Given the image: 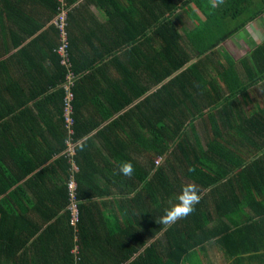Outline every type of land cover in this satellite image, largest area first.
Returning <instances> with one entry per match:
<instances>
[{"label":"trees","instance_id":"obj_1","mask_svg":"<svg viewBox=\"0 0 264 264\" xmlns=\"http://www.w3.org/2000/svg\"><path fill=\"white\" fill-rule=\"evenodd\" d=\"M90 5L108 25L89 36L88 13L96 18ZM263 18L264 0H225L216 9L209 0H0V194L16 192L31 176L53 182L71 231L67 258L84 264L88 237L81 202L88 195L82 185L92 174L85 173L79 155L88 151L92 132L107 122L96 137L105 131L116 146L91 157L102 161L111 178L125 180L127 193L134 191L131 198L153 197L157 220L183 185L199 186L202 198L195 211L166 231L179 252L165 264H181L180 258L204 241L225 243L240 232L229 224L238 207L252 211L254 224L264 219V34L254 30ZM249 33L253 42L246 38ZM38 39L43 53L34 49ZM241 39L244 52L235 56L225 44L239 45ZM68 70L73 74L69 125ZM33 108L37 123L63 128L61 144L51 152L58 160L38 162L34 151L15 149L12 154L32 161H9L1 134ZM84 140L81 151L77 145ZM67 142L74 144L71 160L65 155ZM124 161L133 165L130 178L118 174ZM72 180L75 224L67 209ZM11 199L3 201L5 213L22 208ZM10 204L16 208L7 209ZM17 238L13 231L5 235L9 243Z\"/></svg>","mask_w":264,"mask_h":264},{"label":"crops","instance_id":"obj_2","mask_svg":"<svg viewBox=\"0 0 264 264\" xmlns=\"http://www.w3.org/2000/svg\"><path fill=\"white\" fill-rule=\"evenodd\" d=\"M88 8L94 11L96 17L92 19V14L88 13L86 26L90 36L99 27L101 32L108 23L94 5ZM6 35L9 39L11 34ZM38 40L34 49L36 47L43 53V40ZM84 41L78 44L82 46ZM84 50L88 53L89 45ZM78 54L79 51L75 57ZM88 60L85 57L87 64ZM45 88L47 90L49 86L45 85ZM37 113L35 108L28 109L19 121L7 125V130L1 134L4 139L2 148L8 152L7 160L32 161L30 156L23 158L14 152L12 154L15 149L34 151L33 159L38 162L51 157L49 161L58 160L51 152L61 144L63 128L37 123ZM105 124L107 122L92 132L88 151L85 149L79 155L85 173L92 174L90 178L86 176L82 185L83 193L88 195L81 202L82 229L84 236L88 237L84 264H158V261L165 264L176 259L173 255L179 252V248L172 246L171 236L166 233L168 228L156 222L157 209L151 199L153 197L144 198L141 202L131 198L134 191L127 193L122 185L125 180L111 178L102 161L96 155L91 157L98 154L97 151L107 155V148L116 146L115 138L105 131L104 136L96 137L97 131ZM17 186L16 192H9L6 196L0 194V264H70L66 249L72 244L71 231L67 213L61 205L60 195L54 191L53 182H38L31 176L22 179ZM7 197L8 204L12 198L11 202L21 204L22 208L5 213L2 207H6L3 201ZM14 208L16 205L10 204L7 209ZM252 215L248 207H238L229 224L232 231L242 230L228 237L225 243L212 238L195 246L180 258L181 264H264V219H257L254 224L253 219H249ZM7 231L18 234L14 243L5 239ZM203 236L193 237V242Z\"/></svg>","mask_w":264,"mask_h":264},{"label":"clouds","instance_id":"obj_3","mask_svg":"<svg viewBox=\"0 0 264 264\" xmlns=\"http://www.w3.org/2000/svg\"><path fill=\"white\" fill-rule=\"evenodd\" d=\"M213 9H216L225 3V0H209ZM87 140L78 144L77 147L82 151L86 147ZM134 172L133 165L129 161H124L119 165V173L125 177H132ZM199 186L195 183H187L182 186L180 192L176 195V202L165 209L163 215L156 222L169 228L176 224L179 220L185 219L195 211V206L201 200Z\"/></svg>","mask_w":264,"mask_h":264},{"label":"built area","instance_id":"obj_4","mask_svg":"<svg viewBox=\"0 0 264 264\" xmlns=\"http://www.w3.org/2000/svg\"><path fill=\"white\" fill-rule=\"evenodd\" d=\"M61 20L65 19L64 15H61L60 17ZM65 38V37H64ZM60 53L64 56V62L67 61V56L65 53V45L63 44L60 48H59ZM66 77L68 80V84L65 85L66 88V104H65V118H66V122L67 125L72 123L71 117H70V111H71V104L69 103L71 97H72V93L69 89V86H71L70 84L73 82V74L71 70H68L66 73ZM72 132L70 131L69 134H71ZM66 149H65V155L68 157L69 160H71L72 155L74 154V144L67 142L66 143ZM71 165L73 166L74 170H76V166L74 164V162L71 163ZM67 188H68V192H69V205L67 207L70 216H71V223L75 224L78 221V207H77V202H76V182H74L73 180L70 181L69 183H67ZM74 253L77 251V247L74 248Z\"/></svg>","mask_w":264,"mask_h":264},{"label":"rangeland","instance_id":"obj_5","mask_svg":"<svg viewBox=\"0 0 264 264\" xmlns=\"http://www.w3.org/2000/svg\"><path fill=\"white\" fill-rule=\"evenodd\" d=\"M254 30L257 31L258 34H264V18L262 20H259L256 24H254ZM252 31H253V29H252ZM250 35L251 36L246 34V38H247V40H251L253 42L254 41V39L252 38L253 36H252V34H250ZM244 45H246V43L244 42L243 39H241L239 41V45L234 44V46H232L231 43L225 44V46L227 48L232 50V52L234 53L235 56H238L244 52Z\"/></svg>","mask_w":264,"mask_h":264}]
</instances>
